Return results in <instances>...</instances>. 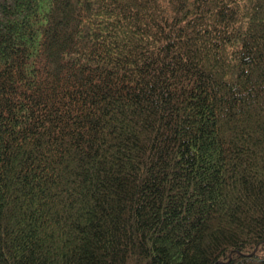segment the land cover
<instances>
[{"label": "trees", "instance_id": "trees-1", "mask_svg": "<svg viewBox=\"0 0 264 264\" xmlns=\"http://www.w3.org/2000/svg\"><path fill=\"white\" fill-rule=\"evenodd\" d=\"M0 264H264V0H0Z\"/></svg>", "mask_w": 264, "mask_h": 264}]
</instances>
